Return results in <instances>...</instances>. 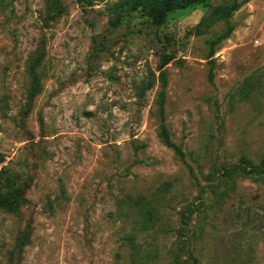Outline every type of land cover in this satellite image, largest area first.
Masks as SVG:
<instances>
[{
	"label": "rangeland",
	"instance_id": "1",
	"mask_svg": "<svg viewBox=\"0 0 264 264\" xmlns=\"http://www.w3.org/2000/svg\"><path fill=\"white\" fill-rule=\"evenodd\" d=\"M238 1L212 51L230 0L161 25L131 0H0V169L19 189L0 264H264V0Z\"/></svg>",
	"mask_w": 264,
	"mask_h": 264
},
{
	"label": "trees",
	"instance_id": "2",
	"mask_svg": "<svg viewBox=\"0 0 264 264\" xmlns=\"http://www.w3.org/2000/svg\"><path fill=\"white\" fill-rule=\"evenodd\" d=\"M205 0H131L132 8L137 9L140 8L144 14L148 15L150 17L151 22L156 25L163 24L169 13H171L174 10L183 9L192 5H198L203 3ZM241 6V2L238 0H230V3L227 4L225 7H219L215 10V14L219 16L220 19H222L226 24L227 28L226 30L220 34L215 35L214 39L210 40V46L212 48V51L214 50V46L216 48L219 46V44L226 40L231 32L232 27L230 24H228V18L230 14L236 10L239 9ZM171 58L170 57H164L162 59V65L164 66L169 62ZM161 81L163 83V86L166 84V77L164 71L161 72ZM163 103H164V93L161 91L159 94V114H160V137L163 143L167 146L172 148L175 152L179 153V148L177 145H175L169 137V133L167 131L166 125L164 123V115H163ZM3 161L2 154L0 153V163ZM258 171L260 172V176L264 178V155L260 161L259 166L256 167ZM5 187L7 189L6 193L0 192V209L2 208H12L17 205V196L19 189L15 187L14 181L12 177L9 175L8 171L2 167L0 169V190L1 188Z\"/></svg>",
	"mask_w": 264,
	"mask_h": 264
}]
</instances>
